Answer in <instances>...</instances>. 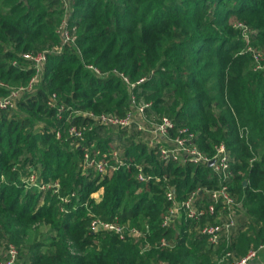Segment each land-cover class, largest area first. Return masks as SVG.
Returning <instances> with one entry per match:
<instances>
[{
    "label": "trees",
    "instance_id": "trees-1",
    "mask_svg": "<svg viewBox=\"0 0 264 264\" xmlns=\"http://www.w3.org/2000/svg\"><path fill=\"white\" fill-rule=\"evenodd\" d=\"M69 1L68 25L81 32L61 44V0H0V80L27 83L34 66L23 53L62 46L48 51L34 89L14 107L0 108V227L11 232L17 223L50 224L40 251L26 253L24 263L218 264L215 251L243 255L250 240L263 241L264 0ZM232 18L244 35L230 33ZM248 46L261 52V68ZM87 62L108 71L97 74ZM115 71L133 82L143 78L133 89L151 102L147 114L187 125L209 154L226 144L233 157L229 187L246 213L262 221L253 238L236 226L230 244L213 249L194 229L203 219L162 225L169 184L180 199L197 187H215L218 178L210 165L164 163L156 147L135 140V127L106 126L83 113L129 108L127 86ZM9 90L0 85V95ZM52 93L56 101L49 106ZM70 125L81 127L83 138L71 135ZM86 148L98 157L117 149L124 163L110 175L83 171ZM137 164L149 179H138ZM100 187L96 200L91 193ZM199 197L206 199L204 190ZM91 214L117 215L139 233L92 231Z\"/></svg>",
    "mask_w": 264,
    "mask_h": 264
},
{
    "label": "built area",
    "instance_id": "built-area-1",
    "mask_svg": "<svg viewBox=\"0 0 264 264\" xmlns=\"http://www.w3.org/2000/svg\"><path fill=\"white\" fill-rule=\"evenodd\" d=\"M63 2L65 17L61 20L57 33L60 36L61 44L71 43L75 41L71 29L68 25L67 14L69 12V0H61ZM241 26V24H239ZM244 29V28H243ZM57 52L61 50V45L57 46ZM256 60L255 68H261L260 62L261 52L248 46ZM50 50H41L37 52L24 53L23 56L32 61L34 73L29 81L17 87L10 88L9 92L0 95V108H11L16 105V100L25 92L34 89L40 74L43 70L44 63L47 59V53ZM52 51V50H51ZM87 67L101 74V70L93 65L88 64ZM125 82L129 92V108L123 113L114 111L86 112L93 119L106 126L131 128L135 127L138 131L145 134L143 140L149 147H156L158 156L164 163L174 161L180 164H206L213 159L210 164L214 173L218 178L215 187L200 188L192 190L186 197L178 198L175 185L169 184L165 188V195L169 204L162 216V225L168 226L174 223L178 218L185 217L194 221L203 219L195 226V231L205 236L210 247L217 249L223 243L229 245L233 240L234 231L236 229L237 206L240 201L231 191L228 179L231 172V163L233 160L229 148L224 142L214 145V152L209 154L205 152L197 143L196 132L187 125H177L174 119L166 114L160 115L158 120H148L149 114L147 109L151 107V102L138 99L134 92L136 82H140V78L133 82L122 72L115 71ZM56 101V93H52L48 99V105L54 106ZM61 105L60 108H62ZM68 131L77 138H83L84 132L81 127L70 125ZM59 136L60 133L57 132ZM252 160V159H251ZM124 163L119 150L113 149L109 156L98 157L91 155L89 151H84V168L92 167L101 174L110 175L120 164ZM138 168L137 177L140 180H147L151 177L144 172L142 164L136 165ZM34 179V176L33 178ZM158 179V177H156ZM205 191L206 199H200L199 193ZM90 228L92 231H109L119 234L121 237L126 235H134L139 233L136 226L131 225L128 221H121L117 215L111 219L91 214ZM160 242L167 244V238L161 237ZM264 248V243L259 245L258 249L249 250L242 256H235L231 249L222 251L221 256L217 259L218 264H249L256 256L259 249ZM18 248L14 243H8L5 247V253L0 258V264H15L18 259Z\"/></svg>",
    "mask_w": 264,
    "mask_h": 264
},
{
    "label": "rangeland",
    "instance_id": "rangeland-1",
    "mask_svg": "<svg viewBox=\"0 0 264 264\" xmlns=\"http://www.w3.org/2000/svg\"><path fill=\"white\" fill-rule=\"evenodd\" d=\"M235 20L236 19L232 18L229 22L230 26H231L230 27V33H235L234 31H236V33H238V35H244V31H245L244 26L243 25L240 26L239 24H241V23H237ZM58 26H59V24L57 25V28H58ZM57 28H56V30H57ZM71 32H72V35L76 38L77 35L81 32V29H78L77 27H72ZM60 45L61 44L59 43V44L53 45L52 47L46 48L45 50H50V51L52 50V52H57L56 51L58 48L57 46H60ZM77 51L80 52V49L77 48ZM30 52H32V51H27L24 53H30ZM88 64L95 65L93 62H87L86 66ZM100 70L102 73H105L106 71H108L107 69L106 70L100 69ZM24 84H26V83L16 84V83H11V82H6L3 80H0V85L4 86V87H8V88L17 87V86L24 85ZM61 105L64 106V104H59L60 107H61ZM86 112H91V110H88ZM86 112H83V113H86ZM160 115H162V114L153 112V113H150L148 115V117L146 116V119L158 120ZM40 124H42V122ZM38 125L39 124H37V126ZM144 137H145V134L139 131L138 134H136L135 140L139 141V140H142ZM87 168H88L87 166L84 168V156H83L82 169H83V171H85V169H87ZM32 178H33V175L30 176V179H32ZM53 184H54L55 188H58L59 187V180L55 179ZM102 192H103V188L100 187L98 190L91 193V197L98 200L101 197ZM65 199H67V196ZM237 223H238L237 226L241 227V231L239 232L240 235L245 234V235H248V236L253 238L255 236L254 235L255 228H257L259 225H261L262 221L260 219L256 218L255 216L248 215L246 213V210L244 209V207L241 206V203H240L237 206ZM10 231L11 232L0 227V256L4 255L5 247H6L7 243H14L19 250L18 259H17L15 264H25L24 260H25L26 253H34V252L40 251V249H41V246H40L41 238L45 234L49 233L50 224L48 222L42 221V220L34 222L32 224L17 223L14 227L11 228ZM255 240H256V238L249 241V244L247 246V252L249 250L258 249L259 245L264 243V240L260 241L258 243ZM220 253H221L220 250L215 251V253L213 254L214 260H217L221 256ZM235 256L238 257V256H242V255H239V253L236 252ZM163 264H165V263H163ZM249 264H264V248H261L257 251L256 256L251 260V262Z\"/></svg>",
    "mask_w": 264,
    "mask_h": 264
},
{
    "label": "water",
    "instance_id": "water-1",
    "mask_svg": "<svg viewBox=\"0 0 264 264\" xmlns=\"http://www.w3.org/2000/svg\"><path fill=\"white\" fill-rule=\"evenodd\" d=\"M213 162V159L209 162V165Z\"/></svg>",
    "mask_w": 264,
    "mask_h": 264
}]
</instances>
